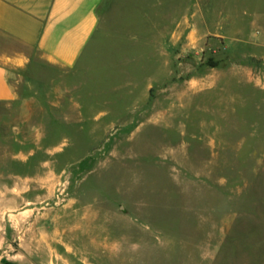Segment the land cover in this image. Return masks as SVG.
I'll list each match as a JSON object with an SVG mask.
<instances>
[{"label":"rangeland","instance_id":"obj_1","mask_svg":"<svg viewBox=\"0 0 264 264\" xmlns=\"http://www.w3.org/2000/svg\"><path fill=\"white\" fill-rule=\"evenodd\" d=\"M263 31L264 0H109L76 67L32 66L0 264H264Z\"/></svg>","mask_w":264,"mask_h":264},{"label":"crops","instance_id":"obj_2","mask_svg":"<svg viewBox=\"0 0 264 264\" xmlns=\"http://www.w3.org/2000/svg\"><path fill=\"white\" fill-rule=\"evenodd\" d=\"M107 1L0 0V36L23 47L0 43V103L40 85L34 65L76 67L100 29ZM256 44L249 57L264 60V31ZM12 70L20 73L15 76Z\"/></svg>","mask_w":264,"mask_h":264},{"label":"trees","instance_id":"obj_3","mask_svg":"<svg viewBox=\"0 0 264 264\" xmlns=\"http://www.w3.org/2000/svg\"><path fill=\"white\" fill-rule=\"evenodd\" d=\"M213 65H217V64L215 63V64H213Z\"/></svg>","mask_w":264,"mask_h":264}]
</instances>
